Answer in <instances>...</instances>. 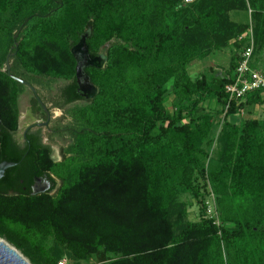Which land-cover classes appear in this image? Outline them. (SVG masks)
<instances>
[{
  "label": "trees",
  "instance_id": "1",
  "mask_svg": "<svg viewBox=\"0 0 264 264\" xmlns=\"http://www.w3.org/2000/svg\"><path fill=\"white\" fill-rule=\"evenodd\" d=\"M195 1L175 0L171 11L203 3ZM209 2L187 27L152 23L144 0H0V162L16 164L0 179V235L31 264H57L39 241L30 240L31 233L53 234L79 260L101 250L108 264H264V121L245 119L237 126L229 120L239 109L262 105L264 90L230 104L220 136L224 149L208 176V154L196 142L202 138L210 147L203 122L211 115L204 111L211 101L216 113L224 111V87L239 60L238 54L221 76L192 80L184 74L200 52L186 36L197 28L208 37L216 33L218 11L231 3ZM260 24L264 40V16ZM21 26L15 49L13 36ZM86 29L90 57L102 48L105 61L101 69L85 68L98 89L87 101L70 52ZM9 51L13 77L31 85L40 79L67 83L55 103L76 104L63 162H54L39 131H28L23 143L14 137L25 86L5 70ZM168 81L178 104L173 112L165 108ZM33 175L58 178V193H11ZM207 181L217 195L218 225L205 217L202 203L201 218L186 221L177 201L183 194L199 199Z\"/></svg>",
  "mask_w": 264,
  "mask_h": 264
},
{
  "label": "rangeland",
  "instance_id": "2",
  "mask_svg": "<svg viewBox=\"0 0 264 264\" xmlns=\"http://www.w3.org/2000/svg\"><path fill=\"white\" fill-rule=\"evenodd\" d=\"M174 1L175 0H144V2H148L151 9L152 14L150 15V19L152 23H155L157 26L166 23L185 24L187 27L193 26L194 20L202 12L200 7H202V9H207L210 5V0H196L194 3L199 1L203 3H200L199 7L190 6L184 11L178 12L176 10L173 14L171 11L173 9L171 8H174ZM215 1L224 2V0ZM230 1L231 3L228 7L226 4L218 11L219 16L214 25V31L216 33L208 37L202 30H200L201 28H197L192 35L186 36V43L198 44V47L200 48V52L186 67L184 73L186 74V77L193 80L201 74L209 75L211 73L215 74V76L224 75L228 71L231 59L240 54L244 45L247 43H251L253 48L250 65L264 73V40H262V28L260 24V19L264 16V10L261 8L262 2L261 0H256L254 3H251L250 0ZM225 8L227 9L226 11ZM226 28L227 30L229 29V31H227ZM85 34L88 37L90 29H86ZM103 55L104 51L101 48L97 56L103 57ZM10 62L12 63L11 58ZM66 84V82L60 80L55 83H50L43 79H40L39 83L32 84L36 89L39 98L44 102L51 113L52 123L50 124V127L42 129L46 143L53 149L51 157L54 162L57 163L63 162L69 156L65 153V149L72 140L69 131L73 127V119L70 115V109L76 105L73 104L65 107L55 105V102L58 100L59 91L66 86ZM163 90L167 100L165 108L169 112L176 111L178 104L172 95V84L170 81L163 84ZM85 101H87V99ZM18 107V127H21L20 130L33 123L35 120L37 122L44 121L43 116L39 114L38 103L26 87L19 96ZM217 108L218 106L216 102L211 101L206 107V110L204 111L205 113L203 112L204 114L211 115L208 121L203 122L204 128L208 129V139L212 141L210 147L207 146L206 141L202 138H198L196 141L203 154H208L206 159L203 160L207 176L211 171L216 170L219 157L224 149V137L221 139L220 136L224 124L223 118L225 111L216 113ZM27 112H30L29 116L27 115ZM245 119H258L264 121V103L262 105L249 106V108L243 110L241 114L231 118L232 122L237 126L240 121ZM208 166H210V168H208ZM53 178L58 183H61V181L55 176ZM201 188L202 190L199 199H196L191 194H183L177 198L178 203L183 205L186 210V221H198L201 218V207L204 205L205 217L209 218L210 214L208 213V210L210 208L212 210V216H214V219L219 223L216 203L217 195L213 191L210 181H207L206 185ZM27 236H29L30 240L35 242V244L39 241L42 245L39 249L47 253L57 264L59 262H65V264H108L110 262V257L101 250L89 256L87 259L79 260L73 256L65 244L58 242L53 234L39 236L31 233ZM0 240L14 248L29 264H31L29 257L25 256L21 249L16 248L1 235Z\"/></svg>",
  "mask_w": 264,
  "mask_h": 264
},
{
  "label": "water",
  "instance_id": "3",
  "mask_svg": "<svg viewBox=\"0 0 264 264\" xmlns=\"http://www.w3.org/2000/svg\"><path fill=\"white\" fill-rule=\"evenodd\" d=\"M37 16V15H34ZM30 19L27 18L22 26ZM22 26L19 28L18 32L13 36L14 40V48L18 47V43L16 42V37L18 33L21 31ZM87 35L84 34L79 42L74 45L70 52L74 57L76 62L75 67V80L78 85V90L81 93L82 97L87 100H93L98 94L97 87L91 82L89 76L85 72V68L87 67H96L98 69L103 68L105 61L102 56H97L95 58H91L88 53V47L86 45ZM14 56V53H9L5 60V70L8 76L12 77L13 80L25 86L32 93H36V89L25 80L21 78L13 77L10 73L11 62L10 58ZM20 121V120H19ZM28 129V128H27ZM26 129V130H27ZM26 132V131H25ZM24 132V133H25ZM16 164L12 162H0V179L3 178L5 172L15 167ZM0 264H29L25 258L22 257L14 248L10 247L4 241L0 240Z\"/></svg>",
  "mask_w": 264,
  "mask_h": 264
},
{
  "label": "built area",
  "instance_id": "4",
  "mask_svg": "<svg viewBox=\"0 0 264 264\" xmlns=\"http://www.w3.org/2000/svg\"><path fill=\"white\" fill-rule=\"evenodd\" d=\"M193 1L194 0H182V3L187 5L191 4ZM252 53V44L247 43L239 54V60L235 67L232 81L224 87V92L228 97V102L224 108L225 112L229 109L231 103L234 102L238 105L245 100L248 94L264 90L263 71L253 68L250 65ZM238 112L241 114L243 110L239 109ZM211 212L212 210L209 208V219H213V223L218 225V221L214 219ZM58 264H65V262H59Z\"/></svg>",
  "mask_w": 264,
  "mask_h": 264
},
{
  "label": "flooded vegetation",
  "instance_id": "5",
  "mask_svg": "<svg viewBox=\"0 0 264 264\" xmlns=\"http://www.w3.org/2000/svg\"><path fill=\"white\" fill-rule=\"evenodd\" d=\"M31 94H32L33 98L36 100V102L38 103L39 114H41L43 116L44 121L37 122L35 120V121H33V123L27 125L24 129L22 128V130H20L21 127H18L14 137L18 143H23L24 138L26 136V133L28 131H30V132L39 131L41 143L44 145L50 146L49 144L46 143V139H44V137H43L44 134H43V129H42V128H49L50 124L52 123L50 110L46 107L44 102L39 98L37 91H36V93L31 92ZM80 95H81V93H80ZM81 97H82V95H81ZM82 98L84 100H86L84 97H82ZM27 115L29 116L30 112H27ZM50 138H52V137H50ZM50 148H51V146H50ZM52 151H53V149L51 148V152ZM60 187H61V183H58L52 176L47 178V177H39V176L33 175V176H31L30 180L27 182H24L23 180H19V183L16 186L17 192H15V193L11 192V193L14 195L19 194V193H24V194H28L31 196H36L39 194H48L49 196L54 197L58 193Z\"/></svg>",
  "mask_w": 264,
  "mask_h": 264
},
{
  "label": "crops",
  "instance_id": "6",
  "mask_svg": "<svg viewBox=\"0 0 264 264\" xmlns=\"http://www.w3.org/2000/svg\"><path fill=\"white\" fill-rule=\"evenodd\" d=\"M233 117H236V116H231V117H229V120L232 122V120H231V118H233ZM234 123V122H233Z\"/></svg>",
  "mask_w": 264,
  "mask_h": 264
}]
</instances>
